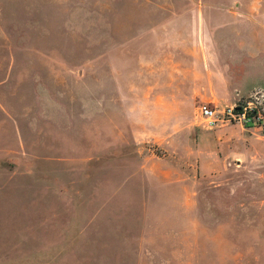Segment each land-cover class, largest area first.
Wrapping results in <instances>:
<instances>
[{"label":"rangeland","instance_id":"obj_1","mask_svg":"<svg viewBox=\"0 0 264 264\" xmlns=\"http://www.w3.org/2000/svg\"><path fill=\"white\" fill-rule=\"evenodd\" d=\"M253 91L264 0H0V264H264Z\"/></svg>","mask_w":264,"mask_h":264},{"label":"built area","instance_id":"obj_2","mask_svg":"<svg viewBox=\"0 0 264 264\" xmlns=\"http://www.w3.org/2000/svg\"><path fill=\"white\" fill-rule=\"evenodd\" d=\"M263 117L264 97L255 99L254 91L244 96L237 92L235 99L222 107L203 102L195 110V119L207 127L228 122L248 124L255 119L263 120Z\"/></svg>","mask_w":264,"mask_h":264}]
</instances>
